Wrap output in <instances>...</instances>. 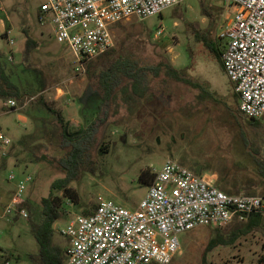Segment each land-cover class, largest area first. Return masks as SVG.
<instances>
[{
    "label": "rangeland",
    "instance_id": "obj_1",
    "mask_svg": "<svg viewBox=\"0 0 264 264\" xmlns=\"http://www.w3.org/2000/svg\"><path fill=\"white\" fill-rule=\"evenodd\" d=\"M42 1L0 0L4 8L0 10V51L4 55L1 61L10 79L24 92L21 99L11 98L17 102L14 108L6 105L10 97H0V129L12 140L9 157L0 168V196L9 200L16 183L27 175L32 176L25 183L23 194L28 216L0 217V260L32 264L28 256L38 251V244L30 223L41 221L42 197L49 194L53 181L66 174L52 159L58 152L40 147L34 148V154V149H28L44 142L34 140L40 138L39 134H34L38 127L43 134H58L55 116L44 105H33L39 97L51 107L61 106L70 131L87 126L108 109L106 122L94 134L88 161L81 166L77 178L66 186L74 194L65 195L59 208L61 216L53 224L60 243H65V238L59 229L76 215L90 213L101 200L135 209L148 189V184L139 179L141 171L154 173L168 158L190 170L195 166L223 170V166L234 159L250 163L235 157L239 154L235 148L240 146L239 138L242 146H261L264 150V117L258 119L259 125H251L244 119L238 124L236 101L228 77L220 63L208 55L209 51L193 35V29L203 32L208 26V20L200 13L198 0H184L175 8V5L168 7L161 14L144 19L131 17L122 21L114 26L113 47L88 60L80 70H75L68 47L56 41L51 24L40 23L38 13ZM212 3L220 13L215 26L207 30V36L222 46L232 6L218 0ZM177 15L180 18H176ZM158 28L163 30L159 38L154 33ZM142 29L146 30V35H140ZM25 33L36 42L27 53ZM186 45L193 51L187 74L203 83L211 91L212 99L198 103L195 89L164 73L153 76L147 70L148 92L143 98L127 102L118 91L115 101L98 108L102 95L99 73L110 61L129 53L138 66H155L168 61L174 68L184 70L189 63ZM104 147L107 150L101 152L100 148ZM10 174L14 179H9ZM251 177L256 180L255 176ZM54 191L61 195L64 188ZM237 223L233 221L220 228L227 232ZM213 236L214 227H197L181 233L178 236L180 250L169 264H201ZM263 254L264 232L255 230L231 245L216 246L208 258L210 264H256Z\"/></svg>",
    "mask_w": 264,
    "mask_h": 264
},
{
    "label": "built area",
    "instance_id": "obj_2",
    "mask_svg": "<svg viewBox=\"0 0 264 264\" xmlns=\"http://www.w3.org/2000/svg\"><path fill=\"white\" fill-rule=\"evenodd\" d=\"M184 0H44L39 21L51 24L65 44L75 70L114 45V26L131 17L161 14ZM232 6L221 55L224 73L239 95V111L264 117V0H218ZM0 10H4L0 2ZM1 20V19H0ZM10 30H7L9 33ZM157 38L162 28L154 31ZM10 44L13 39L10 38ZM7 106L17 102L11 98ZM11 138L0 129V168L6 164ZM9 179H14L10 174ZM25 179L16 183L0 217H27ZM2 208V209H1ZM254 212L264 220V196L227 193L176 160L166 159L135 209L101 200L94 211L78 214L59 233L68 239L65 264H169L180 250L179 235L197 227H220L245 221ZM0 264H11L0 260ZM264 264V261L263 263Z\"/></svg>",
    "mask_w": 264,
    "mask_h": 264
},
{
    "label": "trees",
    "instance_id": "obj_3",
    "mask_svg": "<svg viewBox=\"0 0 264 264\" xmlns=\"http://www.w3.org/2000/svg\"><path fill=\"white\" fill-rule=\"evenodd\" d=\"M198 1L200 13L208 20V26L203 32L193 29V35L198 42H202L205 48L209 51L208 55H212L220 63L223 69L221 55L225 44L220 46L219 43L211 40L207 36V30L214 27L217 23L220 10L217 6H214L212 0ZM179 4H176L174 8ZM176 18L180 17L177 15ZM145 31V29H142L140 35H146ZM35 44V40L27 34L25 40V53L33 48ZM185 48L188 53L189 63L184 70L174 68L168 61L159 62L155 66H138L137 62L132 59V56L129 53L120 55L116 59L110 61L99 73V84L102 86V95L101 103L98 105V108H102L103 105H109L110 101H115L118 91L122 92L127 102L135 101L136 98H143L148 92V85L146 84L145 79L147 70L153 73V76L164 73L166 77H169L174 81L184 83L190 88L195 89L197 91L195 98L198 103H201L204 100L212 99L211 91L203 83L194 80L187 74L186 70L193 58V51L188 45H186ZM3 56V52L0 51V97L21 99L24 92H22L19 86L10 79L9 74L4 68L3 62L1 61ZM229 83L236 101L235 116L238 119V124H242L241 119H244L251 125H259L258 119L248 118L239 111V95L234 90V84L230 80ZM35 104L44 105L45 108L55 116L59 128L57 132L58 134L53 136L50 134H43V132L41 133V130L38 127L34 134H39L40 138L34 140H41L44 142L38 143L35 146H30L28 149H40L41 147L42 150L48 151L50 147V149L58 152L59 154L54 157L52 156V159L66 171V174L64 177L53 181L49 194L42 197L41 221L38 224L30 223V230L38 244V251L36 253L29 254L28 257L32 264H65L68 250V239L63 236L65 238V243L58 242L55 237L53 224L61 216L59 208L63 203L65 195L73 193V190L71 188H67L66 186L71 179L77 178V174L81 166H83L85 161H88V152L95 142L94 134L97 132L99 126L106 122L108 109L102 111V117H95L87 124V126H82L75 131H70L68 129L67 122H65L63 115L61 114V106L59 108L51 107L44 100H42L41 97L36 99L33 105ZM242 133L245 134L244 130H242ZM245 147L250 149V152L247 154L252 157V166H236L234 169L237 170L238 173L232 176H227V169L225 168L222 172H220L216 185L227 193H240L241 191H244V194L264 196V194H259L261 193V190L264 191V153H262L264 150L261 146L252 145ZM106 150L107 147H104V149L100 148L101 152ZM33 153H36L35 149L33 150ZM195 167L193 168V171L200 175V172L202 171L201 167ZM251 176H255L256 180H254ZM153 177L154 173L149 172L148 170L141 171L139 175V179L148 185L152 182ZM228 177H231L232 180L228 179ZM61 188H64L63 194H55L54 190H59ZM6 201L8 202L9 200H1L0 205L7 203ZM237 222L239 223L234 224L227 232L221 230L220 227H214V236L210 238L207 243L205 251L202 255L201 264H210L208 254L216 246L231 245L236 239H239L240 237L255 230H261L264 232V220L259 212L251 213L245 221ZM263 261L264 254L257 258L256 264H262Z\"/></svg>",
    "mask_w": 264,
    "mask_h": 264
},
{
    "label": "crops",
    "instance_id": "obj_4",
    "mask_svg": "<svg viewBox=\"0 0 264 264\" xmlns=\"http://www.w3.org/2000/svg\"><path fill=\"white\" fill-rule=\"evenodd\" d=\"M241 141H242V139L239 138L240 146H237V147L235 146L236 150L238 149L237 152L239 153L238 156L235 155V157L241 158V161H250V163H240V159L238 160V162H235V159L231 162L229 161L227 164H225V166H223V170L225 168L227 169V173H226L227 176H232V175L238 173V171L234 169L236 166L251 167L253 164V160H252L251 155L247 154L250 152V149L245 147V146H242ZM196 167H200V166H196ZM201 169H202V171L200 172V175L204 176L209 182L214 183L215 185H216V182L219 178L220 172L223 171V170H218V169H210V170H204L203 168H201ZM228 179L232 180L231 177H228ZM0 198L2 201H4L3 195H1ZM93 211L94 210H92L90 213H92Z\"/></svg>",
    "mask_w": 264,
    "mask_h": 264
}]
</instances>
